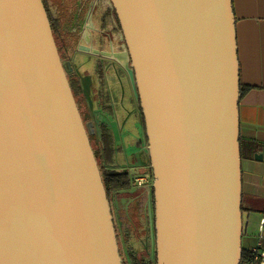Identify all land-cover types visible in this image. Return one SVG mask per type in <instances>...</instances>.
Instances as JSON below:
<instances>
[{
  "label": "water",
  "instance_id": "obj_1",
  "mask_svg": "<svg viewBox=\"0 0 264 264\" xmlns=\"http://www.w3.org/2000/svg\"><path fill=\"white\" fill-rule=\"evenodd\" d=\"M109 1L126 48L95 53L122 63L140 102L156 264H239L240 91L230 0ZM68 65L42 0H0V264H122Z\"/></svg>",
  "mask_w": 264,
  "mask_h": 264
},
{
  "label": "flooded vegetation",
  "instance_id": "obj_2",
  "mask_svg": "<svg viewBox=\"0 0 264 264\" xmlns=\"http://www.w3.org/2000/svg\"><path fill=\"white\" fill-rule=\"evenodd\" d=\"M73 5L75 9L69 17L75 23L83 22L73 24L67 31L54 21L47 7L46 13L61 63H69L66 77L80 117L84 124H90L89 141L96 138L102 169L119 174L124 182L121 187L105 190L122 244L119 257L122 264H156L153 172L140 102L121 62L80 49L84 45L88 50L122 52L126 47L120 25L105 0H74ZM83 64L90 70H80ZM84 85L88 87L91 110ZM136 220H143L144 227H137ZM128 233L134 234L133 242ZM132 244L138 245L140 251L135 252Z\"/></svg>",
  "mask_w": 264,
  "mask_h": 264
},
{
  "label": "crops",
  "instance_id": "obj_3",
  "mask_svg": "<svg viewBox=\"0 0 264 264\" xmlns=\"http://www.w3.org/2000/svg\"><path fill=\"white\" fill-rule=\"evenodd\" d=\"M61 1L60 4L64 6L68 4L70 8L73 7L74 12V0ZM230 5L239 66V144L244 145L246 153L241 159V246L244 239L248 244L246 248L249 249L255 246L258 234L248 233L247 227L258 221L264 208V0H230ZM56 18L58 19L57 16L53 17L57 24L58 21L65 22L60 18L57 21ZM69 21V25H58L63 31H67L73 24H81L83 20L75 23L69 17ZM255 204H259V208L251 207ZM243 207L246 210H256L257 218L248 215L249 223L247 220L244 224ZM261 244V248H264V238Z\"/></svg>",
  "mask_w": 264,
  "mask_h": 264
},
{
  "label": "rangeland",
  "instance_id": "obj_4",
  "mask_svg": "<svg viewBox=\"0 0 264 264\" xmlns=\"http://www.w3.org/2000/svg\"><path fill=\"white\" fill-rule=\"evenodd\" d=\"M106 1V3L110 6V1L109 0H105ZM60 2H62L61 0H45V3H46V7L48 8V11H49V13L51 14V16H53V17H58V19L60 18L61 19V21L62 20H65V22H63L65 25H69L68 23H70V21H69V16H70V14H71V12H72V10H73V7H69V5L67 4V6H64L63 4H60ZM57 19V18H56ZM58 19H57V21H58ZM63 23H60L59 21H58V24H63ZM67 23V24H66ZM81 69H84V70H87V69H89L90 70V67L88 68V65L87 64H83L82 66H81V68H80V70ZM79 70V71H80ZM82 105V109L84 110V107H85V103L84 102H82L81 103ZM90 144H91V148H92V150H98V145H97V141H96V138L94 137H91V141H90ZM98 152H99V150H98ZM98 152H96V153H98ZM96 161H97V164H98V166L100 165V166H102L101 164V161H99V160H97L96 159ZM250 205V204H249ZM251 207H253L254 209H256V208H259V204H255L254 206H252L251 205ZM244 208V207H243ZM248 215L250 216V217H252V218H257L256 217V215H257V212H256V210H246L245 208L243 209V221H244V224H245V222L248 220V223H249V220L250 219H248ZM136 225H137V227H139V228H143L144 227V225H145V223L143 222V220L141 221V220H136ZM113 226H114V224H113ZM257 230H258V221H256L255 222V224L253 223L250 227H247V231H248V233H253V234H258L257 233ZM114 232H115V237H117L116 238V244H117V252H118V254H119V249H121L120 248V244H119V239H118V236L116 235V228H115V226H114ZM143 230H141L140 231V235H143ZM128 234H130V237H129V239H130V242H133V239L135 238V236H134V234L133 233H128ZM128 234H127V236H128ZM120 238V237H119ZM127 241H128V239H127ZM120 243H121V241H120ZM247 243L245 242V240L243 239V243H242V247H244V248H246L247 247ZM121 247H122V244H121ZM132 248H133V250L135 251V252H138V251H140V247L138 246V245H134V244H132ZM247 249V248H246ZM120 256V255H119Z\"/></svg>",
  "mask_w": 264,
  "mask_h": 264
},
{
  "label": "built area",
  "instance_id": "obj_5",
  "mask_svg": "<svg viewBox=\"0 0 264 264\" xmlns=\"http://www.w3.org/2000/svg\"><path fill=\"white\" fill-rule=\"evenodd\" d=\"M257 242L254 247L246 250L247 256L241 258L239 264H264V248H261V240L264 238V208L258 219Z\"/></svg>",
  "mask_w": 264,
  "mask_h": 264
},
{
  "label": "trees",
  "instance_id": "obj_6",
  "mask_svg": "<svg viewBox=\"0 0 264 264\" xmlns=\"http://www.w3.org/2000/svg\"><path fill=\"white\" fill-rule=\"evenodd\" d=\"M104 145H105V143H104ZM94 154H95L96 159L100 161L99 152L98 153H94ZM240 156H241V159L246 156L245 147L241 143H240ZM99 169H100V174H101V178H102V182H103L105 190H111V189H114L116 187L118 188V187H121V186L124 185V182L120 178H118L119 174L112 173V172H110L108 170L105 171V170L102 169V166H100V165H99ZM241 211H242V209H241ZM246 250L247 249L242 247V254H241V258L242 259L245 256L248 255Z\"/></svg>",
  "mask_w": 264,
  "mask_h": 264
},
{
  "label": "bare ground",
  "instance_id": "obj_7",
  "mask_svg": "<svg viewBox=\"0 0 264 264\" xmlns=\"http://www.w3.org/2000/svg\"><path fill=\"white\" fill-rule=\"evenodd\" d=\"M42 3H43V5H44V8H45V10H46V5L44 4V2L42 1ZM83 22V21H82ZM89 22H90V19H88V20H86L85 21V23H86V26H89ZM84 46V45H83ZM80 49H81V45H80ZM81 50H85V49H81ZM95 51H103V50H98V49H95V48H91V49H89V52L90 53H92V54H95V55H98V56H103V55H101V54H99V53H95ZM107 52V51H106ZM103 57H107V58H112V57H108V56H103ZM115 59V58H114ZM83 91H84V94H87L88 95V98H89V100H90V96H89V91H88V87H87V85H84L83 86ZM72 92V91H71ZM74 97V96H73ZM75 99V98H74ZM90 102H91V100H90ZM78 108V107H77Z\"/></svg>",
  "mask_w": 264,
  "mask_h": 264
}]
</instances>
